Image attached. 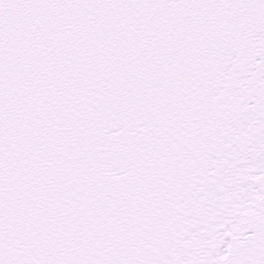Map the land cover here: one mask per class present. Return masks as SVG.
<instances>
[{
    "label": "snow or ice",
    "instance_id": "obj_1",
    "mask_svg": "<svg viewBox=\"0 0 264 264\" xmlns=\"http://www.w3.org/2000/svg\"><path fill=\"white\" fill-rule=\"evenodd\" d=\"M0 264H264V0H0Z\"/></svg>",
    "mask_w": 264,
    "mask_h": 264
}]
</instances>
